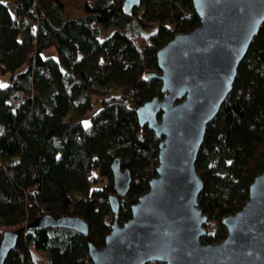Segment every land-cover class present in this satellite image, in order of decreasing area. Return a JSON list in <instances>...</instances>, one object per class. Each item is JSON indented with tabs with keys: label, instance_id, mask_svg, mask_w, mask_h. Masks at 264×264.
I'll list each match as a JSON object with an SVG mask.
<instances>
[{
	"label": "trees",
	"instance_id": "16d2710c",
	"mask_svg": "<svg viewBox=\"0 0 264 264\" xmlns=\"http://www.w3.org/2000/svg\"><path fill=\"white\" fill-rule=\"evenodd\" d=\"M15 2L10 10L0 1V228L24 227L46 212L78 215L100 247L111 221V160L118 158L131 177L118 198L119 223L155 175L158 139L138 126L133 107L160 95V83L141 75L157 70L156 50L193 29L198 16L191 0H140L129 15L121 0ZM77 11L82 15L74 17ZM96 22L115 30L98 40ZM151 23L158 28L146 34ZM18 90L24 98L13 107L9 96ZM194 165L203 183L197 205L206 225L213 220L220 231L208 229L202 239H222L220 217L242 206L264 169V22L206 125ZM88 260L85 239L71 230L24 229L3 264Z\"/></svg>",
	"mask_w": 264,
	"mask_h": 264
},
{
	"label": "water",
	"instance_id": "95a60500",
	"mask_svg": "<svg viewBox=\"0 0 264 264\" xmlns=\"http://www.w3.org/2000/svg\"><path fill=\"white\" fill-rule=\"evenodd\" d=\"M139 5L140 0H121L120 9L129 15ZM191 5L198 24L173 34L155 52L157 70L141 75L160 83V95L133 107L138 126L158 139L157 164L146 191L129 206V217L118 222V198L129 190L130 173L113 158L112 192L106 195L111 221L100 247L92 243L82 217L46 212L24 227L1 232L0 264L24 229L48 228L81 235L86 264H264V169L249 183L242 206L220 217L223 238L202 242L208 217L197 205L203 183L194 165L206 125L230 92L264 22V0H191Z\"/></svg>",
	"mask_w": 264,
	"mask_h": 264
},
{
	"label": "rangeland",
	"instance_id": "374dc122",
	"mask_svg": "<svg viewBox=\"0 0 264 264\" xmlns=\"http://www.w3.org/2000/svg\"><path fill=\"white\" fill-rule=\"evenodd\" d=\"M2 3H6V4H8V5H10V10H12L13 8V3H15V0H0ZM88 1V3L90 4V5H94V4H96V2L98 1V0H87ZM111 2H115V1H117V0H110ZM12 6V7H11ZM140 13H141V8H139L138 10H137V14L138 15H140ZM82 15V13L81 12H79V11H77V12H74L73 13V16L74 17H78V16H81ZM93 26H95V27H97L98 28V30H99V35H98V40H103V39H105L106 37H108L111 33H113V31L115 30V28L114 27H111V26H108V27H104L102 24H100V23H93ZM157 28H158V24L157 23H151L149 26H147L145 29H144V32L146 33V34H151V33H153V32H155L156 30H157ZM48 53H51V54H53V51H48ZM5 83V77L4 76H1L0 77V84H4ZM85 121V120H84ZM205 228H206V230H211L212 232H214V233H217L218 232V234L220 233V231H219V229H218V226H216L215 227V224H214V222H213V220L212 221H210V223H208L207 225L205 224ZM4 229H9V228H0V234H1V232L4 230ZM217 238V237H216ZM220 239H215V241H212V242H216V241H219ZM201 241L202 242H205V240L204 239H201Z\"/></svg>",
	"mask_w": 264,
	"mask_h": 264
},
{
	"label": "built area",
	"instance_id": "2783aa9c",
	"mask_svg": "<svg viewBox=\"0 0 264 264\" xmlns=\"http://www.w3.org/2000/svg\"><path fill=\"white\" fill-rule=\"evenodd\" d=\"M14 5L19 6V4L17 2H15ZM23 98H24L23 91H21V90L14 91L9 96V102L13 107H17L21 104Z\"/></svg>",
	"mask_w": 264,
	"mask_h": 264
}]
</instances>
